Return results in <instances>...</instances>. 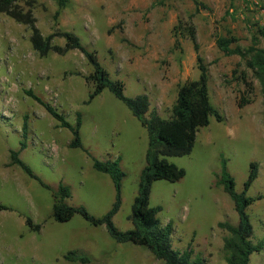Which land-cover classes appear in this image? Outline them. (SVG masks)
<instances>
[{
  "label": "rangeland",
  "instance_id": "obj_1",
  "mask_svg": "<svg viewBox=\"0 0 264 264\" xmlns=\"http://www.w3.org/2000/svg\"><path fill=\"white\" fill-rule=\"evenodd\" d=\"M197 1L204 7L195 0H68L63 9L54 0H22L19 5L31 10L43 37L74 34L109 79L123 84L124 96L146 95L150 109L164 119L170 116L178 87L199 75L183 29L194 28L208 71L210 101L223 120L211 117L208 126L199 128L190 154L165 158L185 175L177 182L154 181L149 205L160 208L161 226L171 225L174 250L188 251L204 264H227L223 240L228 233L218 224L236 226L238 217L217 184L222 160L236 193L245 189L250 164L258 165V176L246 191L256 199L247 215L253 242L264 244V105L259 84L244 62L224 55L215 39L233 36V47L246 49L263 18L249 0ZM29 38L28 27L0 13V264H164L145 247L116 243L104 227H94L80 215L63 223L53 220V193L59 185L70 189L68 206L83 207L94 217L105 215L115 201V189L109 176L93 170L92 164L94 159H118L124 178L112 221L120 231L133 229L130 217L148 137L107 89L89 99L93 88L85 77L93 67L79 51L39 57ZM52 44L62 47L65 41L56 36ZM242 72L252 83L251 102L238 107L245 90L238 80ZM29 93L73 127L79 114L81 148L69 146L73 134L59 127ZM11 152L49 189L17 165L9 166ZM70 252L75 259H65ZM250 264H264V246L250 256Z\"/></svg>",
  "mask_w": 264,
  "mask_h": 264
},
{
  "label": "trees",
  "instance_id": "obj_2",
  "mask_svg": "<svg viewBox=\"0 0 264 264\" xmlns=\"http://www.w3.org/2000/svg\"><path fill=\"white\" fill-rule=\"evenodd\" d=\"M22 0H0V13L13 19L16 23L28 27L30 31V44L39 57H46L50 52L64 55L68 51H79L87 61L92 64L93 72L85 77L86 83L93 88L89 99H93L103 90L107 89L116 99L122 102L130 113L145 128L148 137L146 151V165L140 175V183L137 195L132 205L130 220L133 229L120 231L113 224V217L118 212L121 204L120 187L124 174L116 160L98 161L93 160L92 168L98 173L107 174L115 189V201L111 209L102 217L90 215L83 207H72L65 203L69 199L70 189L67 186L59 185L53 193L52 218L54 221L63 223L71 220L75 215H80L86 222L94 227H104L109 237L116 243H130L148 249L153 256L164 264H204L199 257L192 258L188 251L178 252L171 246L170 224L161 226L157 217L159 207H150L149 195L151 185L154 181L165 180L177 182L181 180L185 172L174 164L167 162V157H182L190 154L194 146L196 133L199 128L206 127L211 117L221 122L223 119L210 101L208 92V71L199 55V47L196 41L195 31L191 25L183 27L186 36L193 45L196 56L198 78L187 80L178 87L176 99L171 107L170 116L166 119L159 116L150 109L149 99L146 95H137L128 98L123 94V84L119 81L109 79L107 72L96 61L95 56L85 50L79 39L70 32H59L43 37L35 25V18L31 10L24 11L19 3ZM59 9L67 6L68 0H54ZM195 4L204 7L195 0ZM179 28H182L179 26ZM59 36L65 41L64 46L52 44L54 37ZM237 39L233 36L217 37L216 47L226 56L236 55L244 62L245 68L251 72L252 77L258 82L262 103L264 105V25L258 27L251 34V45L246 49L238 45L233 47ZM261 44V46H259ZM236 74V72L234 73ZM245 90L238 102V107L245 106L251 101L248 95L252 91V83H249L247 75L242 72L238 77ZM29 95L41 104L46 112L54 118L59 127L68 129L73 134V141L69 144L71 148H81L79 139L80 116L77 115L76 125L73 127L59 114L50 104ZM26 126L22 128L25 134ZM11 165H17L31 179L37 181L42 187L49 189L39 178L33 174L18 158L17 152L10 153ZM221 172L217 184L222 186L223 191L229 196L234 205L238 217L236 226L228 223H219L218 226L228 233L223 240V250L227 264H250V256L263 249V242L254 243L252 240L253 228L247 215V208L256 200L246 196L249 186L258 176V165L250 164L249 176L245 189L241 193L234 190V181L226 169V162L222 160ZM258 199V198H257ZM27 224L34 230L30 219ZM65 259H75V252H70ZM83 260V259H81Z\"/></svg>",
  "mask_w": 264,
  "mask_h": 264
},
{
  "label": "built area",
  "instance_id": "obj_3",
  "mask_svg": "<svg viewBox=\"0 0 264 264\" xmlns=\"http://www.w3.org/2000/svg\"><path fill=\"white\" fill-rule=\"evenodd\" d=\"M249 1H250V5L257 7L259 9V15L261 16V18H263L260 26L264 25V0H249Z\"/></svg>",
  "mask_w": 264,
  "mask_h": 264
}]
</instances>
